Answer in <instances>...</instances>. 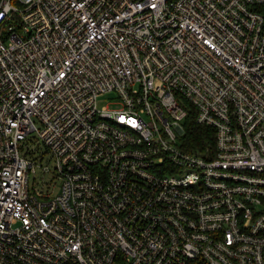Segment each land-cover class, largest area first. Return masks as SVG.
I'll list each match as a JSON object with an SVG mask.
<instances>
[{"label":"built area","instance_id":"1","mask_svg":"<svg viewBox=\"0 0 264 264\" xmlns=\"http://www.w3.org/2000/svg\"><path fill=\"white\" fill-rule=\"evenodd\" d=\"M199 261L264 264V0H0V264Z\"/></svg>","mask_w":264,"mask_h":264},{"label":"trees","instance_id":"2","mask_svg":"<svg viewBox=\"0 0 264 264\" xmlns=\"http://www.w3.org/2000/svg\"><path fill=\"white\" fill-rule=\"evenodd\" d=\"M184 135L182 145L189 151L200 154H212L214 147V132L210 127L196 122V111L187 107V116L183 122ZM196 264H206L199 261Z\"/></svg>","mask_w":264,"mask_h":264},{"label":"rangeland","instance_id":"3","mask_svg":"<svg viewBox=\"0 0 264 264\" xmlns=\"http://www.w3.org/2000/svg\"><path fill=\"white\" fill-rule=\"evenodd\" d=\"M103 99H101L100 101H99V103H98V105L99 106H102L103 104H105V102H106V100H107V98H108V95H105V96H103L102 97ZM59 188V184H56V186H55V191L56 192H58V189Z\"/></svg>","mask_w":264,"mask_h":264}]
</instances>
